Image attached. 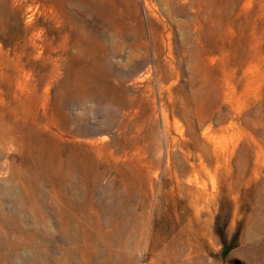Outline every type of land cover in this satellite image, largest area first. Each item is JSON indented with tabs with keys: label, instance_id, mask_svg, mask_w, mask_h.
<instances>
[{
	"label": "rangeland",
	"instance_id": "1",
	"mask_svg": "<svg viewBox=\"0 0 264 264\" xmlns=\"http://www.w3.org/2000/svg\"><path fill=\"white\" fill-rule=\"evenodd\" d=\"M0 176V264H264V0H0Z\"/></svg>",
	"mask_w": 264,
	"mask_h": 264
},
{
	"label": "bare ground",
	"instance_id": "2",
	"mask_svg": "<svg viewBox=\"0 0 264 264\" xmlns=\"http://www.w3.org/2000/svg\"><path fill=\"white\" fill-rule=\"evenodd\" d=\"M19 89L20 90H25V93L29 96V97H26L24 98L23 100L22 99H17L16 102L18 104V107L20 106H31L37 98H35L34 93H33V90H34V85L31 81L25 79V80H22V82L18 85ZM41 97V96H40ZM26 108V107H24ZM1 177V176H0ZM89 226V225H88ZM79 234H76V232L74 231H70L69 232V235H68V240L70 241V244H76L78 243V249H80L81 247V242H83L82 244L85 245L86 244V248L87 246L89 251H91V255H88L89 257V264H104L103 262H98L97 260H95V254L97 252V248H98V240H95L94 242H92L91 244L87 242L84 243L85 241V236H86V231L84 229V237L82 239L81 236H78ZM101 236L98 235V239H100ZM87 238V237H86ZM96 238V237H95ZM119 249V248H118ZM146 251V249H145ZM148 251V250H147ZM68 252V251H67ZM149 252V251H148ZM154 253V252H153ZM69 254V253H68ZM70 255V254H69ZM94 255V258H91L92 256ZM71 257V256H70ZM125 257V256H124ZM140 260V259H139ZM124 261V260H123ZM62 261H60L58 264H63L61 263ZM69 262H71V260H69ZM68 263V261L66 262V264ZM122 263V262H121ZM121 263H118V264H121ZM69 264V263H68ZM109 264H114L112 261L111 263L109 262Z\"/></svg>",
	"mask_w": 264,
	"mask_h": 264
}]
</instances>
